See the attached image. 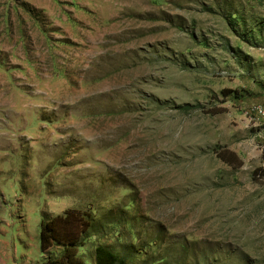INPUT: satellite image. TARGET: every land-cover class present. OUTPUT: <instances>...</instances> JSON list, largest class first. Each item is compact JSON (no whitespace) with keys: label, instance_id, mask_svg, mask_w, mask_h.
<instances>
[{"label":"rangeland","instance_id":"rangeland-1","mask_svg":"<svg viewBox=\"0 0 264 264\" xmlns=\"http://www.w3.org/2000/svg\"><path fill=\"white\" fill-rule=\"evenodd\" d=\"M68 208L85 264H264V0H0V264Z\"/></svg>","mask_w":264,"mask_h":264},{"label":"trees","instance_id":"trees-1","mask_svg":"<svg viewBox=\"0 0 264 264\" xmlns=\"http://www.w3.org/2000/svg\"><path fill=\"white\" fill-rule=\"evenodd\" d=\"M219 157L230 162L229 157L234 153L225 151ZM235 157V156H234ZM91 224V223H90ZM90 224L83 217V212L74 208H68L59 215L41 222L40 227V248L42 252L48 253L47 260L51 264H85L78 255V249L84 246L89 238ZM93 258L96 264H123L116 261L112 254L96 246L93 251Z\"/></svg>","mask_w":264,"mask_h":264},{"label":"built area","instance_id":"built-area-1","mask_svg":"<svg viewBox=\"0 0 264 264\" xmlns=\"http://www.w3.org/2000/svg\"><path fill=\"white\" fill-rule=\"evenodd\" d=\"M257 112L259 113V108L257 109Z\"/></svg>","mask_w":264,"mask_h":264}]
</instances>
